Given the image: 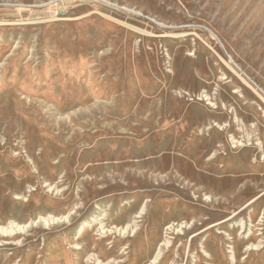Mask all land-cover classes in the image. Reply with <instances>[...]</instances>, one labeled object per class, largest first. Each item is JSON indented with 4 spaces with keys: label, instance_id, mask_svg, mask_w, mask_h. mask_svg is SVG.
<instances>
[{
    "label": "rangeland",
    "instance_id": "374dc122",
    "mask_svg": "<svg viewBox=\"0 0 264 264\" xmlns=\"http://www.w3.org/2000/svg\"><path fill=\"white\" fill-rule=\"evenodd\" d=\"M161 247L264 264V0H0V264Z\"/></svg>",
    "mask_w": 264,
    "mask_h": 264
},
{
    "label": "bare ground",
    "instance_id": "6f19581e",
    "mask_svg": "<svg viewBox=\"0 0 264 264\" xmlns=\"http://www.w3.org/2000/svg\"><path fill=\"white\" fill-rule=\"evenodd\" d=\"M22 230H25V228H24V229L19 228V229H15V230H12V231H6V232H3L2 234H3V235H6V236H11V235H14V234L17 233V232H21ZM103 231H104V230H103ZM22 232H23V231H22ZM103 233H104V232H103ZM169 245H170V242L164 244L165 249H167V248L169 247ZM162 254H163V247H161V248L159 249V252H158L156 258L152 261V264H156V263L158 262V260H159V258L161 257ZM231 254H233V253H231ZM97 262H98V261H97Z\"/></svg>",
    "mask_w": 264,
    "mask_h": 264
}]
</instances>
